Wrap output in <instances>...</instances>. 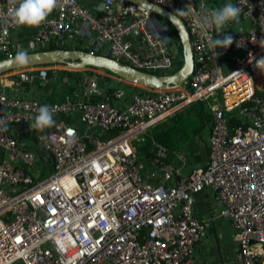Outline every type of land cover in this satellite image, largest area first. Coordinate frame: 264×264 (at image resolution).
I'll return each instance as SVG.
<instances>
[{
    "label": "built area",
    "instance_id": "1",
    "mask_svg": "<svg viewBox=\"0 0 264 264\" xmlns=\"http://www.w3.org/2000/svg\"><path fill=\"white\" fill-rule=\"evenodd\" d=\"M149 1L177 15L190 41L192 71L176 85L117 77L118 85L103 88L92 76L104 69L66 63L0 74V264H193L208 224L194 210L203 191L233 226L235 264H264V70L255 67L264 57V0H234L247 26L231 34L227 70L209 48L216 28L198 27L210 10L205 2ZM84 2L59 0L44 23L27 28L12 23V0H0V59L21 48L79 46L156 75L177 70L178 36L162 18L126 0ZM57 65L77 70L79 89L66 88L57 102L18 93L38 81L46 87ZM197 102L209 113L207 162L181 175L160 145L143 171L134 142ZM44 104L56 107L54 118L79 112L90 132L61 120L31 129ZM68 129L77 135L70 146ZM39 164L49 167L47 176Z\"/></svg>",
    "mask_w": 264,
    "mask_h": 264
},
{
    "label": "crops",
    "instance_id": "2",
    "mask_svg": "<svg viewBox=\"0 0 264 264\" xmlns=\"http://www.w3.org/2000/svg\"><path fill=\"white\" fill-rule=\"evenodd\" d=\"M195 2L203 1L208 6V8L214 9L223 6L228 3L229 0H194ZM231 3L235 5L234 0H230ZM246 22L242 20H238V22L233 21L230 22L224 32L221 35H231L235 31L246 28ZM217 29L214 38H220L217 36ZM217 53V57L219 58V62H222L223 69H230L231 65L234 63V53L232 51L231 45L227 49L218 48L215 50ZM229 60H232L230 62ZM65 67L64 65H61ZM57 71V69H56ZM103 72V71H102ZM101 72V74H102ZM113 75L112 73H110ZM59 74L56 72L55 79L50 82L46 87H40L38 82L36 84H25L19 90L18 93L21 95H28L35 98H38L41 101H60L63 98L64 92L69 90V88L79 89L77 82L79 79V73L74 74L76 76L75 79H71L70 82L62 87L60 80H58ZM63 76H66L64 74ZM62 76V78H63ZM115 75H113L114 77ZM117 76L114 78L116 80ZM117 81V80H116ZM57 82V83H55ZM40 83V82H39ZM56 84V85H55ZM55 86V88H51L50 86ZM67 88V90H65ZM55 120H61L69 124H73L79 132H90L86 129L85 121L80 116L79 112L73 111L70 114L62 115L60 117H55ZM205 128L200 132L199 135L189 140L184 144V146L178 150H168V160L173 163L176 168L179 169L181 175H187L195 168L203 166L208 159V150H207V136H208V127L209 126V116L207 115L204 118ZM94 133L99 134L97 130H94ZM16 134L20 135L21 131L18 128L16 130ZM144 139V144L149 148L151 154H138L140 160L143 162V171H145L147 167V162H145L146 158L150 155H153L156 150L160 148V144L154 140L145 142L147 138ZM142 139V140H143ZM142 141L141 139H139ZM138 140V142H140ZM0 157L2 155V150L0 149ZM194 210L196 215L200 218L207 220L206 229L201 237V239L197 242L195 246V259L193 264H215L212 259L209 258L210 250L213 246V243H210V239H212V235H221L226 242L228 243L227 248H230L228 253H230V261H232L235 257V242L233 240V226L228 219H225L219 216L216 212V205L213 202V198L210 192L203 191L199 192L195 195V204Z\"/></svg>",
    "mask_w": 264,
    "mask_h": 264
},
{
    "label": "water",
    "instance_id": "3",
    "mask_svg": "<svg viewBox=\"0 0 264 264\" xmlns=\"http://www.w3.org/2000/svg\"><path fill=\"white\" fill-rule=\"evenodd\" d=\"M126 1L140 5L155 15L167 20L174 27L181 43L183 58L182 65L175 72L166 75H156L154 73L138 70L128 64H122L105 55L95 54L77 48H54L28 52V63L23 67H17L11 62L14 56L0 59V74L18 68L67 63L73 66H91L106 69L119 78L155 88H165L169 85H176L188 78L193 67L192 50L184 25L178 16L149 0ZM10 133L12 135L14 134L13 129L10 130Z\"/></svg>",
    "mask_w": 264,
    "mask_h": 264
},
{
    "label": "clouds",
    "instance_id": "4",
    "mask_svg": "<svg viewBox=\"0 0 264 264\" xmlns=\"http://www.w3.org/2000/svg\"><path fill=\"white\" fill-rule=\"evenodd\" d=\"M16 5L9 9V15L11 21L17 27L35 28L44 23L49 15L58 6L59 0H12ZM110 3V0H109ZM106 5L101 4L98 6L99 10H106ZM241 9L229 2L219 8H214L205 12L202 20L198 21V27L201 31L207 32L211 27H215L217 36L220 38H210L209 48L213 52V56L216 55L215 50L218 48L227 49L233 43V37L231 35H221L226 26L233 21L238 22ZM180 15H186L187 13L179 11ZM28 52L21 48L19 49L11 62L17 67H23L28 63ZM255 67L262 71L264 70V57L256 60ZM232 74H239L233 72ZM56 112L55 106L44 104L38 107L37 114L33 118V122L29 127L33 130L43 132L48 128L56 127V121L54 114ZM7 131V128L4 129ZM77 139V135L74 129H68V137L66 138V144L69 146L74 143Z\"/></svg>",
    "mask_w": 264,
    "mask_h": 264
},
{
    "label": "trees",
    "instance_id": "5",
    "mask_svg": "<svg viewBox=\"0 0 264 264\" xmlns=\"http://www.w3.org/2000/svg\"><path fill=\"white\" fill-rule=\"evenodd\" d=\"M162 18V17H160ZM163 19V18H162ZM164 22L169 25L171 30L176 34L174 27L165 19ZM180 50L182 51L181 43L177 37ZM54 46H49L48 49H54ZM65 48H77L86 51L85 48L79 46H67ZM183 58L180 60L178 68L182 65ZM177 68V69H178ZM61 75L68 74L66 71H61ZM208 109L204 102H197L187 107L186 109L176 112L174 115L168 117L160 124L154 126L146 135L151 137L154 141L159 143L162 147L168 150H180L186 142L193 139L205 128L204 118L208 115ZM209 116V115H208ZM146 142V141H145ZM134 146L138 154H151L147 146L136 144Z\"/></svg>",
    "mask_w": 264,
    "mask_h": 264
},
{
    "label": "rangeland",
    "instance_id": "6",
    "mask_svg": "<svg viewBox=\"0 0 264 264\" xmlns=\"http://www.w3.org/2000/svg\"><path fill=\"white\" fill-rule=\"evenodd\" d=\"M90 2V0H85L84 3L88 4ZM88 49V48H87ZM230 62H232V60H229ZM67 64V63H66ZM233 66V64L231 65V67ZM57 69V73L59 74L58 76V80L57 82L60 80L61 85H63L62 87L64 88V86H66V84H64L62 82V76L60 74L61 71H66L68 74V76H70V78L73 80L76 78V76L74 74L78 73L76 69L68 67V66H60L57 65L56 66ZM111 72L107 71L106 69H104V71L102 72V74H98V75H93L92 78L93 80H96V86H101L103 88H111L115 85H118L119 82L116 81L114 78L116 76L113 77V75L110 74ZM55 82V83H57ZM37 83V82H36ZM59 83V82H58ZM56 85V84H55ZM51 88H55V86H50ZM67 87V86H66ZM101 138H107L110 136L109 133H104L102 135H99ZM143 138H147L146 142L153 140L151 137H146L144 136ZM141 138V140L143 139ZM21 140L26 141V143L28 145H31L33 148H35V143L32 142L31 138L29 137H24L21 138ZM139 140V139H138ZM138 140L136 141L138 143ZM140 141V140H139ZM144 142V139L142 141H140L138 144H142ZM152 142V141H151ZM136 143V144H137ZM149 150V149H148ZM1 152V151H0ZM40 156H41V152L38 150ZM42 169L44 170V176H47L49 174V167L48 166H44L42 164L37 165L36 170L39 171V175H43L42 174ZM41 170V171H40ZM212 239H210V243H213V246L210 250L209 253V258L212 259L214 261L215 264H235V257L232 261H230V253H228V251L230 250V248H227L228 243L231 244V242H226L223 237L219 234L217 235H212Z\"/></svg>",
    "mask_w": 264,
    "mask_h": 264
}]
</instances>
